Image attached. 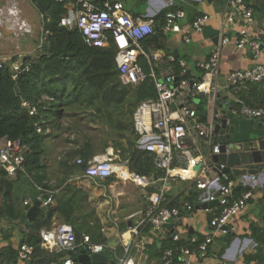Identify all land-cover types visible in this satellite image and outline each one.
<instances>
[{"label":"built area","instance_id":"built-area-1","mask_svg":"<svg viewBox=\"0 0 264 264\" xmlns=\"http://www.w3.org/2000/svg\"><path fill=\"white\" fill-rule=\"evenodd\" d=\"M51 1L66 9L60 21L61 27L76 29L90 47L114 48V62L123 87L134 88L146 81L153 85L155 98L146 99L136 106L132 127L136 148L152 155L153 169L159 176L142 177L131 173L126 162L116 163L117 158L112 151L92 158L87 162L83 175L86 178L105 181L119 176L143 190L157 188L145 196V209L131 217H135L134 223L117 235L115 246L93 243L88 235H80L81 243H77L72 227L59 223L40 232V247L49 255H62L61 264H74L73 259L80 255L82 249L89 256L103 255L107 250L112 253L115 264H136L132 248L144 231H149L155 238H169L177 244L181 241L179 226L168 229L167 225L178 222L179 215L190 214L196 206L206 205L211 233L200 241L191 237L186 245L166 249L160 261L161 264H193L196 257L204 259L214 237L228 232L230 219L239 215L252 198L251 190H244L236 197V184L230 173L224 172L226 165L212 160L213 156L222 154L221 145L227 134L215 132V124L222 118V108L231 107L229 115L234 118L264 121V110L248 107L234 95V91L243 84L264 79V65L259 62L264 49V32L257 35L250 32L255 23L252 8L244 0H226L215 47L205 59L195 61L192 67L187 61L172 55L163 56L151 41L157 34L153 18L135 17L119 1ZM184 19L185 13L181 10L167 12L159 32L165 36L178 34L182 42L188 44L192 34H200L209 21V17L203 15L190 24L182 25ZM230 44L239 51L248 52L255 62L254 67L221 75L222 50ZM141 61L145 62L147 72ZM6 63L13 79L29 69V65L22 61L11 62L10 59ZM6 63L0 62V68ZM202 100L205 107L200 109ZM229 152L225 146L224 154ZM23 153L24 146L19 140H3L0 145V171L8 179L15 180L22 170ZM76 164H81V160L77 159ZM250 178L253 176L248 179L242 177L241 182H248ZM179 181L200 193L197 202L185 200L181 206L171 205L166 193L172 184ZM52 196L53 193H41L36 200L42 206H48L52 203ZM30 204V200L23 203L24 206ZM16 251V264H34L31 246L20 244ZM0 264L11 263L0 259Z\"/></svg>","mask_w":264,"mask_h":264},{"label":"trees","instance_id":"trees-1","mask_svg":"<svg viewBox=\"0 0 264 264\" xmlns=\"http://www.w3.org/2000/svg\"><path fill=\"white\" fill-rule=\"evenodd\" d=\"M250 1L244 0L247 4ZM31 2L44 17L41 49L34 57L22 59L29 69L15 79L8 63L0 68V140H19L24 146L22 170L16 179L10 180L0 171V224L8 227H2L1 234L9 242L12 230L24 225L19 245L27 244L33 248L34 264H61L62 255H49L40 247V232L51 228L55 216L70 225L75 234L88 235L93 243L106 244L107 240L98 218L86 203V195L69 183L71 178L84 175L87 162L94 154L91 146L88 144L75 153L81 164L61 161L58 168L60 176L52 182L42 162L44 143L51 137V132L47 131L57 130V121L61 118L76 115L78 111H90L86 115L92 122L97 120L107 125L119 139L113 147L119 151L121 160L127 162L131 173L142 177L159 176L153 169L152 155L136 148L132 127L136 106L146 99L155 98V90L149 81L134 88L123 87L112 46L90 47L76 29L61 27V18L66 14L63 6L51 0ZM165 14L161 12L154 18L157 34L151 41L158 48L163 36L159 29L163 26ZM17 60L11 58V62ZM141 65L147 72L144 61ZM234 95L244 105L264 110V79L243 84L234 91ZM20 182L30 190V195L21 199L15 195ZM148 192L153 193L155 189H148ZM41 193H53L52 203L42 206L35 220L29 223L22 201H31L32 197L37 199ZM195 197L194 192H190L188 200L193 203ZM171 205L175 206V203ZM250 233L257 246L254 254L243 256V261L245 264H264V229L251 225ZM183 245L186 242L174 244L167 238L153 255L158 257L168 248ZM103 255L108 259L107 264L114 261L109 251ZM0 259L16 264L17 251L10 245L1 248Z\"/></svg>","mask_w":264,"mask_h":264},{"label":"crops","instance_id":"crops-1","mask_svg":"<svg viewBox=\"0 0 264 264\" xmlns=\"http://www.w3.org/2000/svg\"><path fill=\"white\" fill-rule=\"evenodd\" d=\"M116 1L121 2L125 7L124 0ZM132 1H136L138 5L145 2L143 7L135 11L125 7L131 15L144 19L153 18L154 20L161 12L167 13L172 10H181L185 13L182 25L190 24L203 15L209 17V21L202 29V32L200 34H192L188 44L182 42V37L178 34L163 35L159 40L161 43L160 48L154 43L155 48L163 56L172 55L177 59L187 61L189 66L193 67L195 61L205 59L215 47L219 22L226 0ZM28 4L35 13L36 20L34 22L24 16L23 7ZM248 5L253 10L255 20L250 32L253 35L260 34L264 32V0H251ZM142 9L146 10L143 11ZM43 22V15L37 12L31 0H0V62L6 63L14 56L19 57L17 61H22L26 56L34 57L42 46ZM27 36L34 45H37L36 49L31 52H25L21 50L20 45L17 46ZM39 41L41 42L40 44ZM13 45H16L14 46L15 49L12 48ZM259 62L264 65V49ZM254 65L255 62L251 59L248 52L237 50L233 44L222 50L221 75H226L233 70L250 69ZM258 122L257 120H243V118H235L234 121L229 119V124L235 125L238 129H247V131L250 128L254 129ZM58 132H60V128L53 131L51 137L47 139L51 142L49 144L50 149L49 151L45 150L44 155H50L51 161L43 162L44 165L47 163L49 167L54 169L56 178L60 176L58 170L60 162H76L78 157L75 156V153L85 148L88 144L94 152L92 158L112 151L116 155V163L119 161L122 163L126 162L121 160L119 151L114 149L113 145L115 143L112 144L98 138H89V135L85 137L83 134H80L82 137L78 140L69 139L67 134L64 136L67 132L66 130H63V134ZM258 133L264 138V123L258 128ZM2 142L3 140H0V145ZM122 144L125 146V142ZM233 180L236 184V197H239V194L244 190H251L252 198L239 215L230 219L228 232L214 237L212 244L208 247L206 257L204 259L194 258L193 264H245L243 256L255 253L257 245L250 236V226L253 225L264 229V170H260L258 175L253 176L245 183L241 182L240 178L238 180L234 178ZM69 183L86 195V203L94 211L102 227L103 235L111 246H115L118 243L117 235L124 233L127 227L134 223L135 217H131L137 216L147 205L145 196L149 194L148 189L143 190L129 180H123L119 176H114L105 181H98L81 175L71 178ZM190 192H194L196 196L193 199V203L197 202L200 193L194 187H189L188 184L185 187L178 186V183L172 184L166 193V198L170 203H175V206H181L183 201L188 200ZM206 208V205L196 206L190 214L182 216V223L178 228L181 241L187 242L191 237L202 240L203 237L211 233V228L209 227L210 215L206 213ZM129 218L131 219L129 220ZM59 223L63 222L58 216H55L52 225ZM2 227L4 229L8 228L0 224V249L10 245L12 249L16 250L24 231L23 227L26 226L21 225L17 229L12 230L9 242L1 234ZM164 240L153 237L149 231H144L135 241L132 248V255L136 264H161L160 258L163 253L158 257L153 254L158 252ZM250 264L255 263L252 262Z\"/></svg>","mask_w":264,"mask_h":264},{"label":"water","instance_id":"water-1","mask_svg":"<svg viewBox=\"0 0 264 264\" xmlns=\"http://www.w3.org/2000/svg\"><path fill=\"white\" fill-rule=\"evenodd\" d=\"M204 98L203 95L200 96ZM222 107V105H218ZM231 107L221 109V120L215 124L216 133H227L225 141L221 145L222 154L219 156H213L214 162H219L226 165L225 173H230L231 178L256 176L260 170H264V138L258 133V128L262 126L264 121H259L257 126L247 131L246 129H238L235 125L229 124L227 126L228 116L230 114ZM243 120H253L243 118ZM233 140V141H232ZM225 146L229 148V154L225 155ZM157 187H154L156 189ZM46 199V196H44ZM42 204L34 197L31 198V204L25 207L26 218L29 223L33 222L39 212ZM182 215L178 216V222H170L167 228L172 226L178 227L182 222ZM226 230V228H224ZM75 240L77 243H81V237L79 234H75ZM74 264H107L108 259L104 255H92L89 256L85 253V250L80 251V255L73 259ZM109 264H115L109 262Z\"/></svg>","mask_w":264,"mask_h":264},{"label":"rangeland","instance_id":"rangeland-1","mask_svg":"<svg viewBox=\"0 0 264 264\" xmlns=\"http://www.w3.org/2000/svg\"><path fill=\"white\" fill-rule=\"evenodd\" d=\"M124 1H125V7L130 9V10H132V11H135V10L143 7V4H145V2H142L143 4L138 5V3H136V1H132V0H124ZM26 6L23 7L24 16H26L28 19H30L31 21L34 22L36 20L35 13L32 11V9H31L29 4L26 5ZM142 10L145 11L146 9H142ZM171 35L172 34H169V36H171ZM40 43L41 42L39 41V44ZM18 45H20L21 50H23L25 52H31V51L35 50L36 47H37L36 44L34 45V43H32V40H30L28 36L25 37L24 41L21 40V43L17 44V46ZM14 46H16V45L12 46L13 49H15ZM14 57L19 59V57H17V56H14ZM232 105L235 106L234 103H232ZM204 107H205V101L202 100L201 109H203ZM89 112L90 111H87V112L83 113V111H78V113L76 115H72V116H69V117L61 118L59 121H57V123L59 124V128H60V132H58V133H60V134L62 133L63 134V130L64 131L66 130L67 132L65 133L64 136H66V134H67V138H69V139L70 138H74L75 140L80 139L82 137L81 135L83 134L85 137L89 135V138H96V139L98 138L100 140H105L107 142H111L112 144L114 142H119L118 141L119 139L117 140V138L115 137V134L113 133L114 134L113 135L111 133L110 127H108L107 125H104L102 123H99L97 120L92 122L91 119L88 118L87 115H86ZM229 116H230L229 119L231 121H234L235 118L233 116H231V115H229ZM252 129L253 128H250V130H252ZM48 132H51V134H53L52 130L51 131L48 130L47 133ZM50 143L51 142L49 140L45 141V143H44L45 150L49 151V149H50L49 148V144ZM122 143H124V141H122ZM48 161H51L50 155H44L42 157V162H48ZM45 165H47V163ZM45 167H46V173H47L48 178L50 179V181L53 182L55 180V177H56V175H55V173L53 171L54 169H52V167H49L48 165L45 166ZM238 178L241 179V177H236L235 179L238 180ZM186 185L187 184L184 183V182H181V181L178 182V186H180V187H185ZM28 188L29 187H27L25 185V183L20 182L18 184V187L15 190V195L17 197H20V199L24 195H30L29 194L30 190ZM34 194L38 195V193H34Z\"/></svg>","mask_w":264,"mask_h":264}]
</instances>
